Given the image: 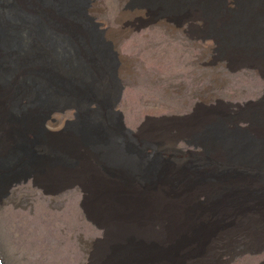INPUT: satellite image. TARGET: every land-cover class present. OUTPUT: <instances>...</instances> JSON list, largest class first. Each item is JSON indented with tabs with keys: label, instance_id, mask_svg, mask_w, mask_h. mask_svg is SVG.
<instances>
[{
	"label": "rangeland",
	"instance_id": "1",
	"mask_svg": "<svg viewBox=\"0 0 264 264\" xmlns=\"http://www.w3.org/2000/svg\"><path fill=\"white\" fill-rule=\"evenodd\" d=\"M168 5L178 3L94 0L91 4L90 13L101 23L105 37L128 58L120 64L125 88L118 108L124 112L134 134L124 132L118 120L108 113L112 90L104 88L99 99L90 105L93 111L54 112L43 127L47 126L54 146L104 152L111 150L106 144L108 139L116 138L120 141L115 148L135 158L126 164L129 170L100 165H94L93 171L90 169L103 184L112 179L122 184V180L133 176L125 197L132 195L136 204L143 205L141 225L124 221L119 243L144 245L151 254H161L163 264H264V207L218 209V201L209 192L197 190L185 195L180 188L214 183V175L228 174L197 141L203 129L189 127L197 128L204 122H210L211 126L225 125L231 134L247 139L254 130L249 119L264 118V51L253 56L235 50L240 46L264 48V30L248 34L251 28H264V0H204L185 13L176 11L173 15L168 13ZM242 30L246 31L243 36L238 34ZM84 121L94 122L93 132L99 126V136L106 139L88 143L84 130H89L82 124ZM136 158L142 162L141 167ZM80 162L83 163L82 158ZM210 167L218 171L210 172ZM201 170L205 179L196 176V171ZM14 173L11 196L16 191L21 200L15 204L7 199L0 206V221L8 208L34 214L38 196L43 195L30 173ZM252 181L247 183L250 189L261 187L258 181ZM236 184L243 190V184L238 180ZM164 187H172L171 199L186 203L180 210L169 209V204L161 206L152 219L150 202ZM76 195L80 198L76 206L79 218L88 221L84 204L87 192L76 184L49 194V208L64 210ZM109 199L104 200V208L109 207ZM126 201L128 207L124 212L128 209L131 212L132 200L129 197ZM244 201L257 207L253 197ZM94 226L101 232L97 238H103L104 226L100 223ZM65 231L63 227L61 232ZM78 241L86 258L89 249L81 237ZM0 260L2 264L15 263L2 228Z\"/></svg>",
	"mask_w": 264,
	"mask_h": 264
},
{
	"label": "bare ground",
	"instance_id": "2",
	"mask_svg": "<svg viewBox=\"0 0 264 264\" xmlns=\"http://www.w3.org/2000/svg\"><path fill=\"white\" fill-rule=\"evenodd\" d=\"M93 1L0 0V206L7 199L15 204L21 200L16 191L11 196L14 172L30 173L43 191L34 214L8 208L2 216L0 228L15 256L12 264H163V256L151 254L144 245L132 247L118 242L124 221L141 225L144 207L136 204L132 195L130 205L134 207L131 212L129 209L124 212L129 198L125 197L126 187L134 181L133 176L125 178L121 173L125 178L122 184L116 179L103 184L92 172L94 165L130 169L126 164L135 158L115 148L119 147L120 140L108 139L109 151L70 150L63 145H52L49 130L43 127L54 112L93 111L90 105L99 99L104 88V91L112 90L108 113L118 120L124 132L135 133L118 108L125 88L120 64L128 58L105 37L101 23L91 15ZM169 1L178 3L168 5V13L173 15L176 11L185 13L204 0ZM181 2L186 5H180ZM245 4L253 5L252 2ZM203 15H208L206 10ZM262 30L254 27L248 34L256 35ZM238 34L243 36L246 31ZM254 48L240 46L235 50L253 56L264 51V48ZM249 120L254 130L247 139L231 134L225 125L211 126L210 122H204L202 126L197 124V128L189 127L203 129L197 141L208 155L216 157L214 160L228 174L214 175L216 180L221 178L214 183L183 185L180 187L183 194L207 191L218 201V209L264 207V118ZM82 124L89 130H84L88 143L106 139L99 136V126L92 131L94 122ZM136 162L141 167L140 159L136 158ZM208 169L218 171L215 167ZM196 172L197 177H205L203 170ZM237 180L243 184V190L235 186ZM252 180L258 181L261 187L250 189L247 183ZM69 184H76L87 192L84 204L90 217L88 221L79 218L77 195L68 201L64 210L49 208V194ZM171 189L164 187L163 192L154 194L156 199L149 206L152 219L161 206L169 204V209L180 210L186 203L171 199ZM248 196L256 199L253 204L257 207L244 201ZM107 197L109 207L104 208ZM96 223L105 228L101 239L97 238L101 232L94 226ZM63 227L65 232H61ZM79 237L89 249L86 258L80 249Z\"/></svg>",
	"mask_w": 264,
	"mask_h": 264
},
{
	"label": "water",
	"instance_id": "3",
	"mask_svg": "<svg viewBox=\"0 0 264 264\" xmlns=\"http://www.w3.org/2000/svg\"><path fill=\"white\" fill-rule=\"evenodd\" d=\"M0 264H2V263H0Z\"/></svg>",
	"mask_w": 264,
	"mask_h": 264
}]
</instances>
